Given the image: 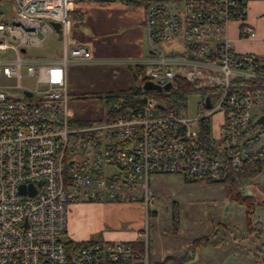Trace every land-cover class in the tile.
<instances>
[{"label": "built area", "instance_id": "obj_1", "mask_svg": "<svg viewBox=\"0 0 264 264\" xmlns=\"http://www.w3.org/2000/svg\"><path fill=\"white\" fill-rule=\"evenodd\" d=\"M85 2L144 7L149 57L133 66L169 89L107 93L111 101L100 120L74 119L68 66L95 62L92 49L72 37L70 13ZM13 3V17L0 21V47L9 53L0 55V264H67L73 204L138 203L148 217L151 174L217 182L229 169L264 161V63L237 51L229 33L237 21L243 36L255 37L245 22L248 0ZM54 33L61 43L57 57L28 54ZM172 44L181 49L168 51ZM115 61L132 64L106 63ZM24 78L33 84L23 85ZM176 78L194 85L190 94H201L199 115L189 117L186 102L168 108L155 97L175 89ZM202 128L213 151L201 143ZM80 243L72 252L78 264H150L147 221L132 241Z\"/></svg>", "mask_w": 264, "mask_h": 264}, {"label": "rangeland", "instance_id": "obj_2", "mask_svg": "<svg viewBox=\"0 0 264 264\" xmlns=\"http://www.w3.org/2000/svg\"><path fill=\"white\" fill-rule=\"evenodd\" d=\"M14 11L15 7L11 1H0V21L6 18L11 19ZM80 29L87 37L95 38V31L92 27L87 25ZM119 37L121 39L115 42V46L130 48L125 41L128 39L123 31ZM178 42L182 44L181 38ZM141 44L145 49L148 47L144 39ZM60 48L58 34L54 33L48 37L43 46L30 49L28 54L52 59L59 55ZM5 54L9 53L0 47V55ZM118 65V61H115L110 64L100 63L92 67L80 64L68 66V74L73 80L72 90H69L72 98L70 109L77 122L100 120L103 117L104 108L110 103L105 95L120 85V78L113 70H118L116 68ZM33 82L34 79L24 78L21 83L31 85ZM201 99L200 93L188 95L186 112L189 117L200 114L198 107ZM254 176L244 177L240 187L243 194L254 196L255 200L261 204L259 205L256 201L257 205L254 207L252 217L250 219L247 217L251 228L247 225L246 213L239 212V209L244 211L243 205L231 200L232 189L227 183L187 182L181 174H151L149 176L150 185L154 190V201L150 210L156 213H151L148 217L145 207L138 203L106 204L113 205V212L117 211L114 215L118 218L111 217V220L121 221V231L138 230L140 233L147 221L148 249L152 261H160L167 256L179 258L189 256L191 261L187 264H236L238 258L241 257V250L236 243L241 239L239 233L242 232V236L251 238L250 240L244 239L243 246L245 247L242 250L252 254L245 264H261L255 261L254 256H262L261 258L264 259V243L261 245L262 248L256 246L257 241L264 242V170L258 176L262 178L261 185L251 184L253 181L250 178ZM244 207L246 210L247 207ZM174 214L177 216V227L176 220L173 218ZM139 221H143L142 226L136 224ZM220 222L235 225L236 229L231 228L238 235H231L225 230L216 234ZM254 222L261 223L262 227L252 226L256 224ZM108 228V230H114V227ZM201 237L209 240L196 246L195 241ZM103 238L102 234H98L91 240H104ZM221 239L224 241L216 244ZM233 247H237L238 250H234Z\"/></svg>", "mask_w": 264, "mask_h": 264}, {"label": "crops", "instance_id": "obj_3", "mask_svg": "<svg viewBox=\"0 0 264 264\" xmlns=\"http://www.w3.org/2000/svg\"><path fill=\"white\" fill-rule=\"evenodd\" d=\"M9 1L13 3V0ZM70 14L73 19L72 37L74 41L76 43L85 44L91 48L95 59V62H88L80 65L92 67L100 63H106V61L109 60L117 59H127L131 61L132 64L130 65L119 64L116 67L118 70L113 69L116 76L118 75L120 78V85L118 88L114 89V91L107 93H118L128 90L132 85L135 84L134 73L129 67L135 65L133 63L143 61L149 57V48L147 47L145 49V47H143L141 44L143 39L146 40V30L143 23L145 14L144 7L139 4L123 5L118 3L101 4L85 2L74 5ZM245 22L254 28L256 35L254 38L243 36L241 23L237 21L231 22L229 26V33L232 41L234 42L235 48L241 53H249L257 56V58L264 63V0H248ZM82 24L84 26L88 25L93 28L95 31L94 39L87 37L80 29V27H84ZM122 31L125 33V37L128 39L125 41L128 43V46L130 45V48L124 49L121 45L120 47L115 46V42L121 39L119 34ZM58 38L60 41L59 34ZM173 45L178 44H172V46ZM58 52L60 53V49ZM68 84L69 90H72L73 80L70 74H68ZM219 118L220 116L216 117L214 126L215 130H217L219 127ZM261 173L250 178L253 181L251 184H262V178H258ZM248 185L250 186V184H247V186ZM242 207L244 211L239 209V212L244 214V212L246 213V210L244 206ZM139 208L141 209V207ZM113 209V205L106 203H85L71 205L69 209L67 225V235L69 239L75 242H84L92 239L98 234H102L104 240L111 241H132L138 238V230L121 231V221L119 222L116 220L113 222V220H111V217H115L114 214L117 213V211L113 212ZM115 218H118V216ZM136 224L142 226L143 221H139V223L136 222ZM108 227H114V230H108ZM231 227L236 229V226L232 225L231 223L226 224L220 222L218 223L216 234H219L221 230H225L229 232V234L231 233V235H238L237 232L235 233L232 231L233 229ZM239 235L241 239H239L236 244L239 245V250H241V257L238 258L236 264H245V262L250 260L252 254H248L247 252L246 254L242 250L245 247L243 246L244 239L250 240L251 238L242 236V232L239 233ZM252 239H254V237ZM221 241L222 239L218 240L216 244L220 243ZM257 242L258 243L256 246L258 247H261V245L264 243L259 241ZM233 249L238 250L237 247H233ZM261 257L254 256V259L256 262L264 264V259Z\"/></svg>", "mask_w": 264, "mask_h": 264}, {"label": "trees", "instance_id": "obj_4", "mask_svg": "<svg viewBox=\"0 0 264 264\" xmlns=\"http://www.w3.org/2000/svg\"><path fill=\"white\" fill-rule=\"evenodd\" d=\"M133 73L135 78V84L132 85L127 92H131L134 94H142L145 92L143 90V85L145 82H147V78L144 76V69L141 66H130L129 67ZM194 88L193 84L188 83L187 81L176 78V88L173 89L169 94H156L155 97L163 103L168 108H174V107H181V104L183 102L187 101V97L190 94V91ZM109 101H111L109 99ZM208 128H202L200 130V136H201V143L202 145L210 150L213 151L214 149L210 145V143L207 141V134H208ZM264 170V161H257V162H247L243 165L242 168L236 169V170H228L227 176L224 180L217 181V182H211V181H203L207 183H227L230 188L232 189L231 192V200L234 202L239 203L240 205L246 206V218L249 219L252 217V213L254 210V207L257 205H261L257 200H255V197L252 195H245L241 192L240 187L242 184V179L244 177L254 176L257 175ZM187 182H196V181H189L185 179ZM257 201V203H256ZM264 205V204H263ZM156 213V212H150ZM149 214V215H150ZM173 218L176 223L177 227V216L174 214ZM247 218V225L250 227V224L248 223ZM254 227H262L261 223H256L255 225H252ZM251 228V227H250ZM261 237V236H260ZM258 237V239L260 238ZM209 240L208 238L201 237L197 241H195V245H200L203 241ZM68 248L71 252L69 255V259L67 264H78V262L74 259L72 256V252L81 245L80 242H74L73 240H69L67 242ZM191 261V257H175V256H167L163 260L160 261H152L151 257L149 255V262L150 264H187Z\"/></svg>", "mask_w": 264, "mask_h": 264}, {"label": "water", "instance_id": "obj_5", "mask_svg": "<svg viewBox=\"0 0 264 264\" xmlns=\"http://www.w3.org/2000/svg\"><path fill=\"white\" fill-rule=\"evenodd\" d=\"M53 26L55 27V29H59L60 28V24L57 23V22H53L52 23ZM176 49H181V47H179V45H173L172 47L168 48V51H171V50H176ZM23 52H25V50H23ZM170 88V85H166L164 87H161L160 85H157L151 81H147L144 83L143 85V90L145 91H157V92H161L163 89H169ZM28 95H30V93H28ZM205 105L207 108H210L211 107V100L209 97H206L205 99ZM259 122H264V116H262L260 119H259ZM33 191L35 192V189L32 188ZM21 192H25V187H22L21 188Z\"/></svg>", "mask_w": 264, "mask_h": 264}, {"label": "flooded vegetation", "instance_id": "obj_6", "mask_svg": "<svg viewBox=\"0 0 264 264\" xmlns=\"http://www.w3.org/2000/svg\"><path fill=\"white\" fill-rule=\"evenodd\" d=\"M263 204H264V200H263Z\"/></svg>", "mask_w": 264, "mask_h": 264}]
</instances>
